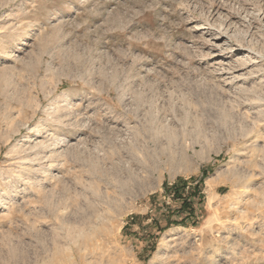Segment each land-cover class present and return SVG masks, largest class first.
I'll return each mask as SVG.
<instances>
[{"label":"rangeland","instance_id":"rangeland-1","mask_svg":"<svg viewBox=\"0 0 264 264\" xmlns=\"http://www.w3.org/2000/svg\"><path fill=\"white\" fill-rule=\"evenodd\" d=\"M0 264H264V0H0Z\"/></svg>","mask_w":264,"mask_h":264},{"label":"trees","instance_id":"trees-1","mask_svg":"<svg viewBox=\"0 0 264 264\" xmlns=\"http://www.w3.org/2000/svg\"><path fill=\"white\" fill-rule=\"evenodd\" d=\"M182 187H183V189L186 187V183L185 182L183 183ZM196 191H198L197 188L194 190V192L196 193ZM194 192L192 194H195ZM173 197H175L176 199H182L183 200V202L181 204V207L179 208V211H178V213L180 215L183 213V211L186 208H189V211H190L189 214L187 216H185V218L182 219V221H180L178 223H175V225H182V224H184L186 222V220L188 219L189 215L194 214L196 210H195L194 207H189L187 200L183 199L184 196H183V193H182L181 189H179V186L174 185Z\"/></svg>","mask_w":264,"mask_h":264},{"label":"bare ground","instance_id":"bare-ground-1","mask_svg":"<svg viewBox=\"0 0 264 264\" xmlns=\"http://www.w3.org/2000/svg\"><path fill=\"white\" fill-rule=\"evenodd\" d=\"M202 26H203V25H202ZM203 27H204V26H203ZM202 29L204 30V29H206V28L204 27V28H202Z\"/></svg>","mask_w":264,"mask_h":264}]
</instances>
